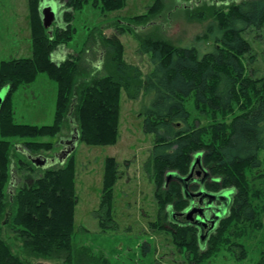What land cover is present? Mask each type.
<instances>
[{
  "label": "trees",
  "instance_id": "trees-1",
  "mask_svg": "<svg viewBox=\"0 0 264 264\" xmlns=\"http://www.w3.org/2000/svg\"><path fill=\"white\" fill-rule=\"evenodd\" d=\"M55 1L64 4L63 25L46 28L41 15L43 0H28L32 56L0 64V92L6 89L0 107V264H32L31 260H39L37 264H108L89 247L75 248L72 242L78 204L74 153L63 164L44 169L36 167L24 152L39 156L52 151L53 143L27 140L55 138L67 124L74 126L79 141L86 145H115L123 91L129 100L143 96L150 100L143 105V130L156 136L144 166L155 184L158 205L157 221L151 228L171 233L173 244L193 257L191 264H202L223 245L239 247V259L246 258L244 246L233 240L263 228L264 79L247 76L244 58L251 45L244 36L264 29V0H177L191 19L212 22L196 38L198 43H213L203 53L195 45L182 47L161 38H139V29L168 9L169 0H155L146 14L118 21L112 36L103 33L106 27L91 30L81 50L67 58L56 51L73 41L76 12L86 5L102 13L115 12L126 7V0ZM125 33L138 37L141 54L150 58L152 69L145 79L137 66L123 59L120 37ZM88 55L99 56V62L94 64ZM253 62L254 57H249V64ZM39 74L57 84L54 123L17 124L14 94L34 83ZM190 99L204 117L226 118L235 114L236 107L240 113L229 124L199 127L191 122L186 107ZM197 154L203 155L202 167L211 177L205 189L210 193L234 191L228 214L207 237L205 250L198 227L176 220L175 214L189 206L181 185L166 183L169 172L188 175ZM118 168L114 158L106 160L100 207L94 213L102 229L117 227L113 206L114 186L121 177ZM27 171L40 173L29 184L15 187L14 175L23 176ZM191 188L198 190L196 185ZM6 233L14 234L18 241H9ZM14 242L19 252L13 250ZM257 264H264V253Z\"/></svg>",
  "mask_w": 264,
  "mask_h": 264
},
{
  "label": "rangeland",
  "instance_id": "rangeland-1",
  "mask_svg": "<svg viewBox=\"0 0 264 264\" xmlns=\"http://www.w3.org/2000/svg\"><path fill=\"white\" fill-rule=\"evenodd\" d=\"M52 0H43L42 5ZM155 0H126V7L122 10L102 13L91 5H86L82 11L76 12L73 26L76 29L73 41L63 50L56 51L62 57L77 54L91 30L106 27V36L115 34L113 27L118 21H128L133 17L144 15ZM58 11L55 20L50 25L62 26V9L64 4L55 1ZM168 9L161 17L156 18L150 25L140 28L139 38L150 36L161 38L175 46L200 48L201 52L213 46L211 41L198 43L196 38L205 33L211 21L191 19L182 9L177 0L167 2ZM44 5V6H45ZM44 7L41 9L42 18ZM245 39L251 45V51L244 58L247 76L253 79H264V29L253 30L246 34ZM123 45V59L137 66L145 77L152 66L148 55L141 54L140 42L135 35L125 33L120 37ZM32 56V36L29 20L28 0H0V64L12 59L29 58ZM93 63L99 62V56L88 55ZM249 57L254 62L249 64ZM6 89L0 95L5 97ZM57 102V84L46 74H39L36 81L22 86L14 94V120L17 124L34 126H50L54 123ZM149 104V97L129 100L123 91L120 102L119 137L113 146H89L77 142L74 152L76 166V195L78 204L75 209V227L72 242L75 248L89 247L94 255L105 258L108 264H191L193 257L181 252L173 244L171 233L151 228L150 224L157 221L158 205L155 199V184L144 170L151 151L155 145V134H146L143 130V105ZM191 113V122L199 127H208L215 123L229 124L240 111L235 108V114L226 118L211 116L204 117L195 108L190 99L186 104ZM73 119V118H71ZM73 125L74 123L71 122ZM75 131L74 126H64L62 132L55 138L41 137L27 141L53 143L54 149L42 156L54 159L44 169L59 163L56 158L62 150L61 141L69 139ZM14 143H21L20 139H11ZM53 157V158H52ZM114 158L118 163L121 177L114 186L113 217L117 223L114 229H102L94 214L100 207L103 193V177L105 162ZM195 160V159H194ZM194 162V161H193ZM41 168V167H40ZM27 171L23 176L14 175L15 187L29 184L39 175ZM29 176V177H28ZM259 185V183H257ZM13 191V187H11ZM232 190L225 191L224 196L231 203ZM257 202V201H255ZM223 203V202H221ZM217 203V205H221ZM263 228L249 231L248 235L235 239L242 244L247 252L246 258H240L241 249L235 246L223 245L202 264H257L264 253V213L261 214ZM9 232V231H8ZM252 232V233H251ZM205 234V233H204ZM9 241H18L14 234L6 233ZM207 237L201 241L202 249L206 248ZM12 244L13 250L19 252L17 242ZM149 244V248L144 247ZM19 247V248H18ZM39 261V260H38ZM37 260H31L37 264ZM43 264H64L62 262L44 261Z\"/></svg>",
  "mask_w": 264,
  "mask_h": 264
},
{
  "label": "water",
  "instance_id": "water-1",
  "mask_svg": "<svg viewBox=\"0 0 264 264\" xmlns=\"http://www.w3.org/2000/svg\"><path fill=\"white\" fill-rule=\"evenodd\" d=\"M44 5L45 3L41 5V9L42 7H44L43 9L44 17L42 18V20L44 22L45 27L49 28L51 23L56 18L58 6L56 2H54V0H52L51 2H49V4H46L45 6ZM3 100H4V96L0 95V107H1ZM64 141L60 143L62 150L56 156V158L59 159V162L61 164H63L68 159V157H70L75 152L76 144L77 142H79L78 131L75 130L72 136L69 139H66ZM24 153L26 157L36 167L43 168L47 166V164L54 161V159H48L42 155L32 156L26 152ZM202 157H203L202 154H197L195 156V160L192 164L191 171L188 175L182 176V175H179L177 172H169L166 175V183H170L171 181H175L179 183L182 187L184 198L189 202V206L187 207L185 211L175 214V215H177L178 217L186 216V219L188 221L185 223L186 225H193L197 227L202 226V228L199 229V235H200L201 241H203L206 237L209 236L211 232H213L216 229L219 221L228 214V208L230 205V202H229L230 198L227 199L224 196V194H228V193H225V191L221 193H210L205 189V187H202L198 191L192 190L191 187L194 183L205 184L207 180L211 179L207 170L203 171V176L201 179L196 180L193 177L194 170L196 169V167L197 166L202 167ZM198 174H200V172H198ZM226 191L228 192V190ZM230 193L234 194V191L232 190ZM204 199H208L209 201V203L206 205V209L212 208L216 212L215 216L211 219H203L201 216L202 208H200V205L202 204L201 202ZM217 203H221V205H217ZM195 214H199V216L196 219L193 218ZM191 220L194 223L190 222ZM209 224L210 226L208 230L205 231L204 228H207Z\"/></svg>",
  "mask_w": 264,
  "mask_h": 264
},
{
  "label": "flooded vegetation",
  "instance_id": "flooded-vegetation-1",
  "mask_svg": "<svg viewBox=\"0 0 264 264\" xmlns=\"http://www.w3.org/2000/svg\"><path fill=\"white\" fill-rule=\"evenodd\" d=\"M61 142H62V141H61ZM61 142H60V143H61ZM64 142H65V141H64ZM197 168H198V170H197ZM205 170H206V169H204L203 167L197 166L196 169L194 170V174H193L194 179H196V180L201 179L202 176H203V171H205ZM198 172H200V174H198ZM193 185L198 186V190H200L202 187H204V184H201V183H194ZM193 185H192V186H193ZM198 190H197V191H198ZM201 203H202V204L200 205V208H202V213H201L202 218H203V219H211V218H213V217L215 216V213H216V212H215L212 208H210V209H206V205L209 203L208 199H204ZM198 216H199V214H195V215L193 216V218L196 219ZM174 218H176V217H174ZM176 220H177L180 224L188 222L187 219H186V216H183V217H177ZM190 222L194 223L192 220H191ZM209 226H210V224L208 225L207 228H204V230L207 231L208 228H209ZM201 228H202V226H199V227H198V229H201Z\"/></svg>",
  "mask_w": 264,
  "mask_h": 264
}]
</instances>
